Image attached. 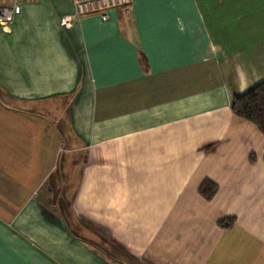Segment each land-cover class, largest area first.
<instances>
[{
    "label": "crops",
    "instance_id": "crops-1",
    "mask_svg": "<svg viewBox=\"0 0 264 264\" xmlns=\"http://www.w3.org/2000/svg\"><path fill=\"white\" fill-rule=\"evenodd\" d=\"M17 2L0 264H264V136L231 111L264 82V0H131L107 21Z\"/></svg>",
    "mask_w": 264,
    "mask_h": 264
},
{
    "label": "trees",
    "instance_id": "trees-1",
    "mask_svg": "<svg viewBox=\"0 0 264 264\" xmlns=\"http://www.w3.org/2000/svg\"><path fill=\"white\" fill-rule=\"evenodd\" d=\"M232 114L239 119L251 123L264 136V82L244 95L234 96L231 103ZM217 186L209 181L202 183L198 194L205 200H211ZM233 220L223 219L218 222L220 228H229Z\"/></svg>",
    "mask_w": 264,
    "mask_h": 264
},
{
    "label": "built area",
    "instance_id": "built-area-1",
    "mask_svg": "<svg viewBox=\"0 0 264 264\" xmlns=\"http://www.w3.org/2000/svg\"><path fill=\"white\" fill-rule=\"evenodd\" d=\"M0 4V25H7L12 22L19 11L17 0H1ZM76 16H98L103 21L109 20L110 12L117 8L127 7L131 0H72Z\"/></svg>",
    "mask_w": 264,
    "mask_h": 264
}]
</instances>
